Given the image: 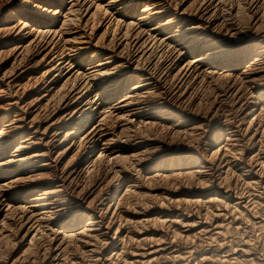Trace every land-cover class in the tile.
Segmentation results:
<instances>
[{"label":"bare ground","instance_id":"obj_1","mask_svg":"<svg viewBox=\"0 0 264 264\" xmlns=\"http://www.w3.org/2000/svg\"><path fill=\"white\" fill-rule=\"evenodd\" d=\"M263 194L264 0H0V264H262Z\"/></svg>","mask_w":264,"mask_h":264},{"label":"rangeland","instance_id":"obj_2","mask_svg":"<svg viewBox=\"0 0 264 264\" xmlns=\"http://www.w3.org/2000/svg\"><path fill=\"white\" fill-rule=\"evenodd\" d=\"M185 62V60H183V63ZM207 82H205V84L204 83H198V84H196L195 86H194V88H193V91L192 92H194V94H193V96H192V98H193V102H192V104H191V106L193 107V108H196L197 106L198 107H201V105H202V109L201 110H203L204 109V112L203 113H207L206 111H209V109L213 106V107H215V110H214V112L216 111V109L219 107V105H220V107H219V110H225V111H228V112H230V111H232V109H233V98H229L226 102H222L221 103V99L219 98V99H217V97H218V95L219 96H221V95H223V93H220V91H223V90H225L226 89V87L227 86H229V83L227 82V81H224V80H221V81H219L217 84L216 83H211V82H208L207 84H206ZM225 83V84H224ZM228 83V84H227ZM197 89V90H196ZM198 91V92H197ZM244 92H246L247 93V90H245ZM199 93V94H198ZM216 97V98H215ZM195 98V99H194ZM198 98V99H197ZM203 99V100H202ZM214 99V100H213ZM216 99H217V102H215L216 101ZM203 102H202V101ZM201 102V104H200V102ZM197 102L199 103V104H197ZM210 102V103H209ZM210 104H212V105H210ZM215 106H214V105ZM197 105V106H196ZM211 107H210V106ZM196 106V107H195ZM197 107V108H198ZM203 107H205V108H203ZM144 108H145V106H144ZM208 110H207V109ZM186 109H189L188 108V106H186ZM235 110L236 109H234L233 110V112H235ZM248 111H249V109H248ZM247 113V112H246ZM240 115V114H239ZM56 157V155L54 156V158ZM173 182V183H172ZM161 184H163V182L161 183ZM173 184L175 185V184H178V182H174V181H171L169 184H168V188H170L171 186H173ZM176 186V185H175ZM241 186H239V189H242V188H240ZM262 190H260V192H257V194L258 193H263V192H261ZM159 194L161 193V192H158ZM263 196H264V194H263ZM263 199V201H264V198H262ZM264 203V202H263ZM191 208V210H193L194 209V207L192 206V207H190ZM206 209V207H201V211H203L204 209ZM264 208V207H263ZM244 225V226H243ZM243 225H238L241 229L239 230L240 231V233H239V231H237L235 228H233V233H238V234H236L234 237L236 238V241H239L240 243H241V241L240 240H244V241H248L249 243H250V249H252L251 250V252H248V255L249 256H251L252 258H254V257H256L255 259H257L258 261L257 262H263L262 264H264V229H261V228H259V226L257 225V226H253V224L252 223H249V225H248V223H246V225L245 224H243ZM253 226V227H252ZM250 227H252V228H250ZM258 227V228H257ZM244 228V230H242ZM261 229V230H260ZM259 230H260V232H259ZM237 231V232H236ZM192 234H194V233H192ZM262 234V235H261ZM242 235V236H241ZM247 236V237H246ZM198 237V236H197ZM204 237V236H203ZM243 237H245V238H243ZM201 238V239H200ZM242 238V239H241ZM193 238H191V240H192ZM198 239V240H197ZM204 239H205V237H204ZM204 239H202V237H198V238H194L192 241H190V240H188V242L186 241V239H181V240H178V242H175V244L174 245H177V247H178V249L181 251V249H182V251L181 252H183V253H185V256L187 257V259H189L188 261H185L184 263L185 264H196L197 262H198V260L197 259H199L200 257H198L201 253H203V252H205L206 251V253H207V256H211L212 255V257L213 256H215L214 254L216 253V255H218V256H215V259H216V257H217V259L218 258H220L221 256H225L226 254H225V252L223 253V252H212L211 250H210V247L209 246H207V244L209 243V240H204ZM255 239V240H254ZM197 240V241H196ZM172 241V240H171ZM171 241H169V240H167V243H169V242H171ZM196 241V242H195ZM205 242V243H203V242ZM206 241H207V243H206ZM251 241V242H250ZM185 243H190L189 245L188 244H185ZM256 243V244H255ZM180 246H179V245ZM201 246H200V245ZM206 244V245H205ZM242 244V243H241ZM169 245V244H168ZM209 245V244H208ZM256 245V246H255ZM205 246V247H204ZM177 247H174L173 249V251H176L177 250ZM195 249H194V248ZM192 250H195V254L193 255V257H190L191 255L189 254V256H188V254H187V252H189V251H191V249ZM196 249H197V251H196ZM208 249V250H207ZM209 250H210V252H209ZM185 251V252H184ZM187 251V252H186ZM224 251H226V250H224ZM200 252V253H199ZM220 253V254H219ZM222 253V254H221ZM252 253V254H251ZM231 254V253H230ZM254 254V255H253ZM257 254V255H256ZM256 255V256H255ZM259 256V257H258ZM262 256V257H261ZM260 258V259H259ZM191 260V261H190ZM261 260V261H260ZM178 260L177 261H175V263L176 264H181L182 262H178ZM188 262V263H187ZM174 263V264H175ZM256 262H254V264H255ZM256 264H258V263H256ZM259 264H261V263H259Z\"/></svg>","mask_w":264,"mask_h":264}]
</instances>
